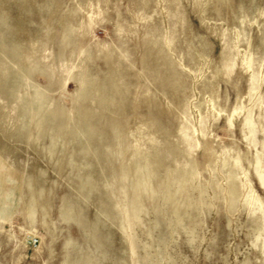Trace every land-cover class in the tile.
<instances>
[{"label":"rangeland","instance_id":"374dc122","mask_svg":"<svg viewBox=\"0 0 264 264\" xmlns=\"http://www.w3.org/2000/svg\"><path fill=\"white\" fill-rule=\"evenodd\" d=\"M0 264H264V0H0Z\"/></svg>","mask_w":264,"mask_h":264}]
</instances>
